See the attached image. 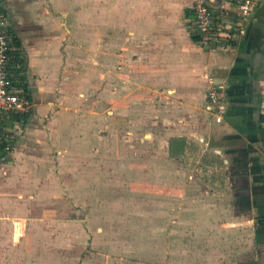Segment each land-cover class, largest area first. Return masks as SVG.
<instances>
[{"label":"crops","instance_id":"0c3cea01","mask_svg":"<svg viewBox=\"0 0 264 264\" xmlns=\"http://www.w3.org/2000/svg\"><path fill=\"white\" fill-rule=\"evenodd\" d=\"M205 1L213 25L230 28L222 48L195 44L192 0H0L18 43V81L29 105L24 118L11 122L9 115L1 125L14 133L0 158V264H27L28 233L45 229L46 220L54 227L60 197L80 195L67 191L55 163L71 168L93 162L99 145L102 158L111 121L131 122L138 133L145 107L151 113L148 136H154L149 142L164 134L169 162H197L191 166L197 179L205 170L204 178L220 184L226 192L211 195L213 210L224 195L234 215L252 227L258 259L250 263L264 264V0L247 16L236 4L240 0ZM210 88L224 109L218 122L207 106ZM162 120L165 129H159ZM185 193L196 199H188L180 213L202 216L203 193L183 192L182 199ZM68 203L69 213H76ZM183 226L193 233L209 229L200 218Z\"/></svg>","mask_w":264,"mask_h":264},{"label":"rangeland","instance_id":"374dc122","mask_svg":"<svg viewBox=\"0 0 264 264\" xmlns=\"http://www.w3.org/2000/svg\"><path fill=\"white\" fill-rule=\"evenodd\" d=\"M195 44L203 49L210 48ZM140 110L144 112L140 113L137 123L140 125L138 133L133 134L135 129L131 122L111 125L116 124V120L111 121L109 125L114 129H110L105 136L102 158L99 145V152L92 157L93 162H78L71 168L64 164L56 166L55 163V170L56 167L60 168V174L65 176L62 180H67V191L74 193L80 190L81 193L71 200L66 195L60 197L62 212L54 227L48 225L50 222L46 220L45 229L28 233L30 242L24 247L27 264L255 262L257 252L255 246V251H252L253 232L248 220L244 216L234 215L224 195L220 197V207L216 206L213 210L211 195L216 192L217 196L218 192L219 196L220 191H226L220 188V184H215L212 176L204 178V169L199 171L201 177L197 179V172L191 168L197 162H169L164 150L165 135L157 134L159 142L150 143L149 140H154L153 135L148 136L147 116L151 113L147 107ZM163 123L159 129H165L164 120L158 126ZM97 140L93 137L92 142L97 143ZM191 175L193 177L189 183L188 177ZM74 176L78 177L79 182L76 179L75 182L70 181ZM168 190H173L174 195L179 197H165ZM183 192L203 193L199 197L204 200L202 216L188 217L180 213L182 207L186 209L189 206L186 205L188 199H196L195 195L186 197V193L182 199ZM69 201L73 208L76 206V213H69ZM208 210L214 212L209 213ZM198 218L209 229L193 233L183 226L184 222H195ZM208 224H222V227L220 231H213ZM202 240V244L197 243ZM182 242L186 246H181ZM182 255L192 256L195 261L184 262ZM199 255L205 258L204 261H196ZM207 258L211 262L206 263Z\"/></svg>","mask_w":264,"mask_h":264},{"label":"built area","instance_id":"2783aa9c","mask_svg":"<svg viewBox=\"0 0 264 264\" xmlns=\"http://www.w3.org/2000/svg\"><path fill=\"white\" fill-rule=\"evenodd\" d=\"M258 0H240L236 1L239 5L240 12L243 16H247L252 8L257 4ZM191 19L189 21L192 33L196 37L195 42L202 45H208L210 49L216 46L222 48V38H227L225 31H229V27H216L212 21V11L205 0H192L190 6ZM13 37L8 29V24L4 14L0 12V158L6 154L11 148V136L14 132H5L2 128L4 118L9 115H16L27 112L29 105L24 98L22 89L19 87V76L9 70L10 53L14 50ZM206 99L210 108H214L213 115L215 121L218 122L224 113V109L220 105L221 100L217 90L208 89ZM222 104V103H221ZM264 129V123L261 125Z\"/></svg>","mask_w":264,"mask_h":264},{"label":"trees","instance_id":"16d2710c","mask_svg":"<svg viewBox=\"0 0 264 264\" xmlns=\"http://www.w3.org/2000/svg\"><path fill=\"white\" fill-rule=\"evenodd\" d=\"M192 39L195 40L196 37H193ZM12 46L14 47V50L9 54L10 55L9 70L13 71L16 74H19L20 73L19 69H20L22 60H21V57L19 55L18 50L15 51V48L16 49L18 48L17 40L13 39ZM17 65H18V68H17ZM26 114L27 113L25 112V113H21V114L12 115V116L9 117V119H10L11 122L18 121V120H21L22 118H24Z\"/></svg>","mask_w":264,"mask_h":264}]
</instances>
